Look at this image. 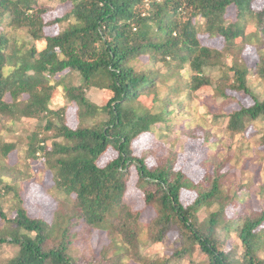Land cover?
<instances>
[{
    "label": "trees",
    "instance_id": "obj_1",
    "mask_svg": "<svg viewBox=\"0 0 264 264\" xmlns=\"http://www.w3.org/2000/svg\"><path fill=\"white\" fill-rule=\"evenodd\" d=\"M65 2L48 21L39 0H0V125L34 122L26 159L43 160L51 175L43 186L55 202L51 223L28 215L3 176L17 145L0 135V248L17 250L2 264H264V179L261 206L252 210L253 184L232 164L244 148L250 161V152H264V128L257 127L264 98L249 79L255 71L264 82V57H244L257 33L264 45V0ZM50 26L57 34L46 32ZM91 91L111 98L98 105ZM57 94L68 105L52 108ZM209 99L216 110L197 123L191 104ZM230 104L238 108L226 113ZM247 131L254 146L234 140ZM144 136L151 146L138 153ZM184 137L205 148L197 182L177 169L180 153L172 149ZM111 150L116 157L99 165ZM132 185L151 213L146 223L125 200ZM183 190L195 195L188 206ZM9 195L12 218L1 205ZM78 229L101 231L116 250L75 257ZM174 235L170 257L144 251Z\"/></svg>",
    "mask_w": 264,
    "mask_h": 264
},
{
    "label": "rangeland",
    "instance_id": "obj_2",
    "mask_svg": "<svg viewBox=\"0 0 264 264\" xmlns=\"http://www.w3.org/2000/svg\"><path fill=\"white\" fill-rule=\"evenodd\" d=\"M39 3L41 6L49 8V13L46 15L48 21L56 18L57 16H60L64 8L68 4L67 2H65V0H39ZM46 32L48 34L55 35L58 32V28L56 26H50L46 28ZM260 37V33H257L256 39L253 41L252 44L253 46H251V48L246 51L244 57L247 61H250V59L254 61V59L257 58V60H259L261 57H264L260 56L261 54L264 55V45L260 46L258 42L260 40ZM215 45L220 49L222 47V41L218 39V41L215 42ZM225 63L229 64L230 59L225 60ZM253 72V74L249 75L250 84L256 86L257 89H255V91H258L259 93L263 94L264 98V82L259 83L257 80H255V71ZM88 98L98 105H103L111 98V94L109 92H104L100 94L91 91L88 93ZM208 103H211L210 99L208 101L198 100L191 104V110H196L195 118H197V123H207V119L209 117L208 111L216 110V106L214 105L210 109H208ZM65 105H68L67 101L64 99L63 96H61V94H57L55 97V101L52 104V108L58 109L59 107H63ZM237 108L238 107L236 104H230L224 107V110L226 113H230L236 110ZM189 114L191 116L193 115L190 112ZM185 120L190 121V118L186 117ZM2 121L3 118L0 116V124L2 123ZM67 123L71 128H75L76 126L75 115L71 111L68 114ZM257 127L258 129H263L264 122H259ZM33 128V121H21L15 125H11L10 123L4 122L3 125H0V135L3 140H5L6 142H15L17 145L15 153H12L8 156L7 159L4 160L5 165L9 167V170L6 171L7 175L5 174L3 176L6 179L5 181L8 184L14 186L16 192L19 193L23 200L24 207L31 218H40L48 223H51L53 219V211L55 209V202L53 200V195L50 194V192L44 188V186L51 184V175L48 171L44 169V163L41 158L37 159L35 163H30L26 159V136L31 133ZM240 139L243 140V143L245 145L246 143H249L254 146L256 137H254V139L251 138L250 131H247L244 132L242 135H238L237 137H235L234 140L238 141ZM183 140L184 142L182 143L181 141ZM183 140L178 141L172 149L177 150L180 153L178 155L179 162L177 164V169H181L187 174L189 178L197 182L200 178V173H198L195 164L198 162L201 155H203L205 148H202L199 142L194 143L187 137H184ZM224 140H226V137H224ZM151 143L152 142L149 136L142 137L141 142L136 146L138 153H140L142 150L148 149L149 146H151ZM169 144L170 143L166 144L167 148L170 147ZM168 149L171 151L170 148ZM241 153L246 155L249 152L247 149L244 148ZM245 155H242L243 157L241 158H235L232 164L235 161H238L237 166L241 170L236 171L237 175H240L243 182L253 184L252 189L255 193V197H253V199L249 202L248 206L252 210H258L261 206V202L259 200L260 197L257 194L259 192V186L261 185L264 179V152H250L252 161H250L251 159L246 158ZM115 157L116 152L111 150L107 152V154L101 160H99V165L102 166L110 160L114 159ZM253 157H256V159H253ZM243 160H245V166L242 168ZM13 178L16 179L13 180ZM135 191L136 189L133 187V185L130 186V188L125 194V200L129 204H132V208L137 211H141V213L143 214L142 221L143 223H146L150 219L151 213H149V211L145 209L141 195L136 193ZM180 194L181 201L183 202L184 206L190 205L195 199V195L189 191L183 190ZM1 205L5 213H7L10 218H12L14 215L11 212V209L14 206L12 196L9 195L4 198L1 201ZM67 211H69V209H65V212ZM198 216L204 217V214L199 212ZM77 233V240L72 249V253L75 257L90 258L94 255L97 256L98 254H100L103 249L108 250V247H110L111 250H116L117 248V243L108 241L105 236L102 235L101 231H94L89 235H81V229H78ZM147 239L148 237L146 234H143L141 236V242L144 245ZM176 240L177 238L174 235L164 243L148 246L146 245L144 251L150 252L151 259H155L157 256L160 255L162 257H170L176 246ZM226 248H229V245L227 247L225 246V249ZM16 251V249L10 246H2L0 248V264L5 263L7 260H9Z\"/></svg>",
    "mask_w": 264,
    "mask_h": 264
}]
</instances>
